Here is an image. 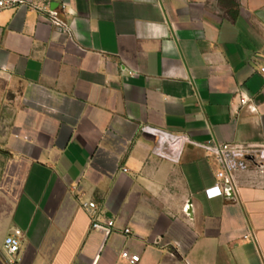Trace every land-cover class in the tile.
Instances as JSON below:
<instances>
[{"label": "crops", "instance_id": "crops-1", "mask_svg": "<svg viewBox=\"0 0 264 264\" xmlns=\"http://www.w3.org/2000/svg\"><path fill=\"white\" fill-rule=\"evenodd\" d=\"M30 1L0 14V264H264V168L209 198L190 142L264 147V0Z\"/></svg>", "mask_w": 264, "mask_h": 264}, {"label": "built area", "instance_id": "built-area-1", "mask_svg": "<svg viewBox=\"0 0 264 264\" xmlns=\"http://www.w3.org/2000/svg\"><path fill=\"white\" fill-rule=\"evenodd\" d=\"M21 6H28L38 10L41 9V7L30 0H0V14L8 8H18ZM46 13L47 20L58 32L71 35L72 30L70 25L59 15L58 11L47 10ZM259 72L264 77V64L259 66ZM246 101V99L242 100L243 103ZM190 142L203 148L217 161L216 183L214 186L205 190L209 198L223 195L226 191V186H233L234 176L237 170L248 169L252 166L260 169L264 168V147L242 146L236 143L220 141ZM122 170L126 172L128 168L124 167ZM83 207L91 218V230H101L106 235H109L115 230L116 220L113 217L105 216L102 218L100 207L96 201H86L83 203ZM123 232L129 234L131 233V228L126 227L123 229ZM5 246L8 253L12 256H15L19 252L20 244L15 235H9L6 238ZM121 256L133 264L140 261L139 254H131L127 249L122 250ZM11 264H17L16 257L11 261Z\"/></svg>", "mask_w": 264, "mask_h": 264}, {"label": "trees", "instance_id": "trees-1", "mask_svg": "<svg viewBox=\"0 0 264 264\" xmlns=\"http://www.w3.org/2000/svg\"><path fill=\"white\" fill-rule=\"evenodd\" d=\"M233 3H235V5H237V3H236V1H235V0H233Z\"/></svg>", "mask_w": 264, "mask_h": 264}, {"label": "water", "instance_id": "water-1", "mask_svg": "<svg viewBox=\"0 0 264 264\" xmlns=\"http://www.w3.org/2000/svg\"><path fill=\"white\" fill-rule=\"evenodd\" d=\"M228 188H230V186H226V190H227Z\"/></svg>", "mask_w": 264, "mask_h": 264}]
</instances>
